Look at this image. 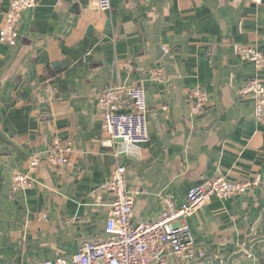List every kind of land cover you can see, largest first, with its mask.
Here are the masks:
<instances>
[{
	"label": "crops",
	"instance_id": "crops-1",
	"mask_svg": "<svg viewBox=\"0 0 264 264\" xmlns=\"http://www.w3.org/2000/svg\"><path fill=\"white\" fill-rule=\"evenodd\" d=\"M10 0H0V25ZM90 28V29H89ZM17 42L0 44V264L70 257L104 233L113 195L101 189L117 164L136 189L132 222L158 218L216 176L262 182L238 197H211L188 217L205 264H226L245 238L264 237V123L241 90L264 69L238 47L264 53V5L250 0H121L101 11L96 0H36L23 11ZM163 47L168 52L163 51ZM163 76L152 81L151 68ZM140 85L149 139L126 146L103 131L97 96L109 85ZM207 93L191 113L189 95ZM71 140V164L42 162L29 188L13 191L33 155L53 138ZM126 146V147H125ZM232 264H264V241Z\"/></svg>",
	"mask_w": 264,
	"mask_h": 264
},
{
	"label": "built area",
	"instance_id": "built-area-1",
	"mask_svg": "<svg viewBox=\"0 0 264 264\" xmlns=\"http://www.w3.org/2000/svg\"><path fill=\"white\" fill-rule=\"evenodd\" d=\"M121 0H96L101 11H110L112 4ZM264 5V0H250ZM36 0H10L0 25V44L13 46L17 42V26L23 11L34 7ZM166 53L168 49L163 47ZM240 59L251 62L256 71L264 69V53L254 45L238 47ZM163 72L154 67L149 69L152 81L160 80ZM244 97L254 101V118L264 123V83L253 77L241 90ZM191 113H200L207 104V93L196 89L189 95ZM97 106L102 119L103 131L110 141L121 139L126 146L144 143L149 139L146 119V96L140 85H109L97 96ZM125 146V147H126ZM71 140L61 142L53 138L45 157L33 155L28 160L26 173H16L11 179L13 191L29 188L34 174L47 164L64 169L72 162L75 153ZM262 182L260 175L245 181L230 180L216 176L192 186L185 200L176 205L172 196L162 200L161 212L157 219L149 222H132V207L136 189L127 186L126 167L117 164L109 180L101 185L113 195V201L104 225L103 236L82 242L70 257H56L36 264H205L209 258L205 248L197 246L188 224L183 220L204 205L213 196L220 198L238 197L250 193Z\"/></svg>",
	"mask_w": 264,
	"mask_h": 264
},
{
	"label": "water",
	"instance_id": "water-1",
	"mask_svg": "<svg viewBox=\"0 0 264 264\" xmlns=\"http://www.w3.org/2000/svg\"><path fill=\"white\" fill-rule=\"evenodd\" d=\"M118 141L121 142V139H119ZM261 241H264V237H254V234L252 233L250 236L245 238V241L242 245L241 250H239V251H237V252H235L229 256L226 264H232L233 260L235 258L240 257L241 255H246V254L250 253L252 245H254L257 242H261ZM216 260L218 263L222 264L221 258H217Z\"/></svg>",
	"mask_w": 264,
	"mask_h": 264
}]
</instances>
